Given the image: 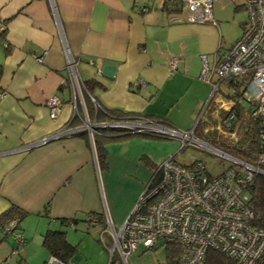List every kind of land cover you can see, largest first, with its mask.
<instances>
[{"label": "crops", "instance_id": "0c3cea01", "mask_svg": "<svg viewBox=\"0 0 264 264\" xmlns=\"http://www.w3.org/2000/svg\"><path fill=\"white\" fill-rule=\"evenodd\" d=\"M162 2L0 0V19L5 20L0 37V213L15 204L41 230L59 228L66 218L75 220L71 226L80 223L98 235L100 227L89 226L87 214L102 221L106 213L120 223L149 182L150 163L175 157V138L120 130L106 131L103 164L81 134L16 151L68 123L81 124L84 111L80 100L73 102L61 38L82 80L100 84L82 94L91 121L145 116L178 129L192 127L211 91L199 77V56L205 54L212 63L215 52H209L219 45L202 32V25L186 22L185 11H168ZM106 64L115 66L111 78L97 72ZM226 85L219 89L224 95ZM53 94L62 105L50 118L46 100Z\"/></svg>", "mask_w": 264, "mask_h": 264}, {"label": "built area", "instance_id": "2783aa9c", "mask_svg": "<svg viewBox=\"0 0 264 264\" xmlns=\"http://www.w3.org/2000/svg\"><path fill=\"white\" fill-rule=\"evenodd\" d=\"M175 1L163 0L169 6L176 4ZM214 1L181 0L182 9L186 12L185 21L214 23ZM238 5L246 14L240 36L228 46L222 49L218 47L212 63L208 62L205 54L200 56L199 77L210 85L211 91L202 111L187 130L145 116L91 121L82 98L87 88L78 73L76 60L61 38L73 102L80 100L84 111L81 124L68 123L55 133L20 145L16 151L26 150L32 144L46 142L52 137L56 139L81 131L88 134L93 146V134L102 130L93 126L100 124L124 133L175 138L179 141V150L188 143L197 144L228 161L219 173L210 174L201 161L183 164L174 159V154H170L157 164L149 182L120 223H114L106 213L102 221H98L95 214L86 216L89 226L100 227L98 240L108 252L107 264H129L128 258L138 250L143 253L161 250L163 257L156 259L154 264H204L208 249L223 253L236 264H255L264 254V212L254 210L246 192V186L254 175H264V150L260 149L253 160L247 161L222 152L194 136V128L198 120L204 117L203 109L213 98L214 92L219 91L221 82L231 80L227 92L234 94V85L238 84L239 93L234 99L225 96V99L214 100L218 103L215 112L220 108L225 110L216 127L230 126L236 116V107L241 106L249 117L258 122L261 128L259 144H264V0H241ZM52 13L56 17L53 6ZM170 67L172 71L175 60L170 61ZM97 72L100 74V69ZM3 94L0 92V97ZM61 105L62 99L56 94L46 100L50 118L57 115ZM14 225L13 220L2 232L9 234ZM13 234L21 244L22 235ZM167 246L174 249L169 258L165 253ZM49 262L76 264L54 255L49 256Z\"/></svg>", "mask_w": 264, "mask_h": 264}, {"label": "rangeland", "instance_id": "374dc122", "mask_svg": "<svg viewBox=\"0 0 264 264\" xmlns=\"http://www.w3.org/2000/svg\"><path fill=\"white\" fill-rule=\"evenodd\" d=\"M240 1L241 0H234V2H230V0H226L222 1L220 5L218 1H214L212 7L214 23H188H190V25H202V32L216 38L217 46L219 45L220 49H222L240 36L242 24L246 20L245 11L241 7L235 9V4H239ZM183 8L185 7L183 6ZM184 11L185 9H182L181 12ZM213 52L216 53V51L213 50L209 52V54ZM197 56H199V54H197ZM212 97L207 109L209 113H207V111L204 113V118L206 117L205 119L207 120L203 121L202 118L194 128L195 138L222 152L245 160L244 155L236 149L235 141L212 130V128L219 124V120L223 117V114L220 111L215 112L213 109L215 106H213L212 109L209 108L212 106L215 99H225V95L223 92L216 91ZM205 129L209 131L205 132ZM179 147L180 146L177 147L178 150ZM178 150L175 151L176 154L174 159L176 161L180 163H189L194 159H200L210 174L218 173L223 168V165L228 163L226 159L217 156L209 149L203 148L197 144L188 143L179 151ZM62 228L66 230L67 240L76 247L72 256V259L76 258V264H107L108 252L98 240L97 233H94L91 229L88 230V227L86 228V226L84 227V225L80 223L76 226H62ZM44 229L41 230L39 228L36 219L23 218L20 222V227L14 232L24 237L21 244L16 241L14 234H10L7 238L3 239V233L0 231V264H18V260L21 257L25 259L23 262L27 264H51L49 262V253L41 244V235ZM12 246H14V248H12ZM157 246L158 244L155 247ZM162 257L163 252L161 250L146 253L138 250L132 257L130 256L128 258V261L129 264H154L156 259H162Z\"/></svg>", "mask_w": 264, "mask_h": 264}, {"label": "trees", "instance_id": "16d2710c", "mask_svg": "<svg viewBox=\"0 0 264 264\" xmlns=\"http://www.w3.org/2000/svg\"><path fill=\"white\" fill-rule=\"evenodd\" d=\"M176 4L168 5L167 2H163L162 8L167 9L168 11L172 12H180L182 10V2L181 0L175 1ZM240 7L237 5L235 9H238ZM5 20L0 19V25H4ZM0 26V37L4 36V28ZM2 74V65L0 64V77ZM223 83V82H221ZM84 84L87 88V90L90 91L91 85L96 84L100 85L96 81H84ZM227 85H231L232 81L228 80L226 81ZM221 85V84H220ZM226 85V86H227ZM234 94L225 92V95L229 98L234 99L235 96L239 93L238 91V84H235ZM220 89V88H219ZM228 90V89H227ZM1 92V91H0ZM210 102V101H209ZM205 107V111L209 113L207 110L209 107V103ZM213 106H210L209 109H212ZM214 110L217 109V106L213 108ZM222 114L225 113L224 109H218ZM234 118L232 119L230 126H221L220 128H217L216 126L212 128L213 131H216L217 133L223 135L224 137H228L235 141V147L236 149L241 152L242 155H244L245 160L250 161L254 159L255 153L257 151L264 150V144H259L261 140V132H260V126L258 122L251 117L248 116V114L244 111V109L240 107H236L235 109ZM213 116V115H212ZM206 118V117H205ZM203 117V121H206ZM201 118L198 120L197 124ZM196 124V125H197ZM107 130H111L109 128H104L102 130H99L98 132L93 134V143L95 146L97 158L100 164H103L104 159V149H103V143L104 141L108 140L109 138L106 137ZM114 130V129H112ZM208 129H205V132H208ZM125 134V133H124ZM135 134V133H133ZM81 135H84L88 137L87 133H82ZM126 135V134H125ZM131 135V134H129ZM143 135H150L155 137H161L159 135H151V134H143ZM201 161L200 159H194L192 162L187 163L188 165H191L195 163V161ZM202 162V161H201ZM203 163V162H202ZM225 165V164H224ZM223 165V166H224ZM150 167L154 170L157 168V165L150 163ZM205 167V165H204ZM223 169V168H222ZM221 169V170H222ZM205 170L208 172L207 168L205 167ZM220 170V171H221ZM219 171V172H220ZM218 172V173H219ZM246 192L249 196L250 201L253 204V208L257 213L264 212V175L262 174H256L250 180V182L246 186ZM27 212L15 204H10L4 211L0 213V231L2 230L11 222L15 221V225L13 226L11 232L3 233V239L6 238L8 235L13 234L16 229L20 227L21 220L25 217ZM93 215L87 214V216ZM96 217L99 218L97 214H95ZM100 221V219H98ZM70 220V219H69ZM69 220L64 218L61 219V227L59 228H48L42 233V241L41 244L46 248V250L49 253V256L54 255L62 259L63 261H70L72 259V256L76 250L75 245L70 243L67 240L66 237V230L62 228V226H67L69 223ZM86 220V217H85ZM72 222L69 224L71 225L75 220L71 219ZM23 238V236H22ZM22 243V242H21ZM173 247L167 246L165 253L166 257L169 258L170 252L173 251ZM24 260L22 258H19L18 264H24L26 262H23ZM204 264H236L232 259L224 255L223 253L214 250V249H208L206 252V259ZM255 264H264V254L261 255V257L257 260Z\"/></svg>", "mask_w": 264, "mask_h": 264}, {"label": "water", "instance_id": "95a60500", "mask_svg": "<svg viewBox=\"0 0 264 264\" xmlns=\"http://www.w3.org/2000/svg\"><path fill=\"white\" fill-rule=\"evenodd\" d=\"M114 69H115V66L106 64V65H103L101 72H102L105 76L111 78V77L113 76ZM100 127H101L102 129L107 128V127L101 126L100 124H95V125L93 126V128H100ZM109 129L112 130L113 128H109ZM82 133H85V131H81V132H79V133H77V134H82ZM125 134H130V133H125ZM139 134H142V133H139ZM53 138H54V137L49 138V139H47V141H49V140H51V139H53ZM47 141H46V142H47ZM43 142H44V141H43ZM40 143H42V142H40ZM38 144H39V143H34V144H32L29 148H31V147H33V146H35V145H38Z\"/></svg>", "mask_w": 264, "mask_h": 264}]
</instances>
